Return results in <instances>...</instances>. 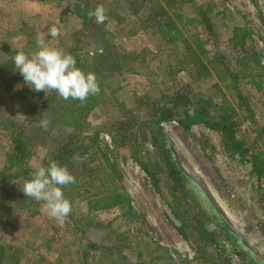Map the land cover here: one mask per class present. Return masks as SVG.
I'll list each match as a JSON object with an SVG mask.
<instances>
[{"label":"rangeland","instance_id":"374dc122","mask_svg":"<svg viewBox=\"0 0 264 264\" xmlns=\"http://www.w3.org/2000/svg\"><path fill=\"white\" fill-rule=\"evenodd\" d=\"M216 1L219 2L218 10L228 8L227 14L231 13V17L242 16L247 20L264 63V0ZM76 2L78 0H0V65L2 59L9 57L15 49L26 54L35 51L37 34L43 35L51 46L68 53L75 44L80 52L87 50L92 55L98 46L103 50L108 41L84 37L81 43L76 42L73 33L82 27V20L74 12ZM80 2H89L90 11L99 4L105 7L108 19L104 29L107 36L108 33L113 35L112 51L125 53L130 64L134 63L135 66V70H132L130 64H126L120 76L113 80L118 108L113 107L114 102H110L112 107L108 104L107 108L97 107L88 117L86 130L94 137L97 132L98 142L111 163V166L107 165L103 154L97 152L94 165L118 172L120 179L115 177L107 186L112 187L114 182L118 183L129 194L131 213L117 207L90 214L86 199L80 196L83 195L85 183H80L82 179L74 173L77 185L73 183L63 188L65 197L72 202V212L60 221L45 213L40 202L25 197L21 191L24 182L12 185L13 181L7 185L10 200L0 210V243L14 245L17 250L13 251L10 260L14 262L15 258L23 255L19 264H121L123 258L120 252L116 251L112 255L113 250L109 247L113 242L123 241L126 245V249L123 247V255L134 264H264L262 183L252 171L249 160L233 156L223 147L222 136L218 131L203 124L193 125L189 131H185L175 121L161 124L176 167L180 165L187 175L182 173L185 178L180 182V186L183 185L181 192H174L176 199L170 189L172 176L167 169V161L161 158L159 152L154 154L150 151L146 154L144 148H141L144 152L141 156L136 155L140 145L134 135L130 134H127L123 146L116 147L113 143L107 128L111 124L108 126L107 123L116 121L122 115L117 112L119 105L123 103L128 109L135 107L132 116H135L134 124L138 127L137 124H142L146 117L137 110L142 105L137 106L136 96L149 92L153 96L162 97V92L171 93L179 83L168 82L172 87L170 91L151 84L149 77L159 66H163L162 61L168 57L167 49L160 43L159 37L150 30L145 31L138 15L127 11L126 1L124 5L123 0ZM144 9L140 13H144ZM214 20L217 23V38L214 36L206 43L207 49L213 54L219 48L230 51V18L220 15ZM52 24L60 30L57 39L47 36V28ZM188 36L189 44L192 47L194 45L198 56H202L203 51L192 41V35ZM202 36L206 34L202 33ZM218 39L222 42L220 47L217 45L219 48L215 44ZM173 53L175 59L180 54L185 55L184 51L179 55L175 51ZM180 76V83L190 81V76L185 72ZM216 81V77L211 76L196 86L210 88L211 93H216ZM249 81V77L242 78L240 89L255 111L254 120H251L249 113H246L245 118V113L235 105L241 112L239 115L244 118V134L255 136V124H264V89L258 90ZM222 87L227 98L233 101L236 97L234 92ZM9 88L6 91L0 81V169L5 166L11 146L7 119L21 121L28 104L39 102L25 83L13 81ZM50 137L56 139V135ZM138 139L143 142L141 136ZM144 146L153 149L149 143ZM44 157L45 152L41 150L20 163L37 169L42 165ZM138 159L145 160L150 168L154 159L160 160L164 172L154 179L140 166ZM106 175L107 172L99 178L106 179ZM98 179H95L96 191L103 189L102 181ZM179 199L182 204H179ZM219 204L224 208L218 211ZM186 208L189 214L185 213ZM216 211L220 213V219L213 218ZM221 222L228 224L239 241L232 242L226 238ZM90 243H95L97 247L93 248ZM240 247L249 255H241Z\"/></svg>","mask_w":264,"mask_h":264},{"label":"trees","instance_id":"16d2710c","mask_svg":"<svg viewBox=\"0 0 264 264\" xmlns=\"http://www.w3.org/2000/svg\"><path fill=\"white\" fill-rule=\"evenodd\" d=\"M124 1H126L127 11L138 15L145 31L150 30L152 34L159 37L160 43L167 49L166 56L168 57L162 61L163 66H159L158 70L149 77L151 84L155 87L160 86L159 88L164 87L167 91L172 88L168 82L179 84L175 85L171 93L162 92V97L153 96L149 92L136 96L137 106L142 105L137 110L139 113H144L143 117H146L142 124H137L138 127L134 124L135 116H132L135 107L128 109L123 103L119 105L116 111L122 115L116 121L107 123L108 126L111 124L110 128H107L111 132L113 143L116 147L123 146L127 134H130L134 135L135 141L140 145L139 149H136V155L141 156L144 151L146 154L150 151L154 154L159 152L161 158L167 161L166 166L172 176L170 189L174 195V192L182 190L183 185L180 186V182L185 178L182 175L184 172L180 165L176 167L173 154L167 147L165 134L160 126L163 122L175 121L185 131H189L193 125L203 124L221 134L223 147L231 155L249 160L252 171L262 183L261 194L264 198V124H255L253 132L255 136H246L244 134L246 130L242 127L244 118L239 115L241 112L245 113L243 116L247 118L246 113H249L251 120H254L255 113L248 97L240 89V80L249 77V82L258 90L264 89V63L260 51L255 46L252 31L247 26V20L242 16L240 18L231 17V13L227 14L228 8L218 10L219 2L216 0H205V2L199 0H123V5ZM89 6V2L82 4L80 0L75 4L74 12L82 20V27L73 33L77 39L76 42L81 43L84 37H87L100 39L103 42L108 41V44H104L103 50L98 46L93 55L87 50L80 52L77 44L68 51L75 58L77 67L85 73H95L100 92L98 95H90L87 101L81 104L78 100H64L55 91L48 92L46 98L44 92L41 91L37 95L32 90V96L39 99V102L28 104L27 112L21 121L7 119L11 146L6 155L5 166L0 169V210L10 200L8 196L10 190L7 189V185H11L13 181L12 185L24 182L29 178V174L36 170L20 162L28 160L36 152L43 150L45 157L41 166L46 167L50 160H55L60 165L66 166L72 175L77 173V177L82 179L79 182L85 183L82 189L83 195L80 194V196L81 199H86L90 214L110 211L117 207L131 213L132 205L129 194L118 183L114 182L112 187L107 186V183L115 177L120 179L118 172L115 169L107 171L109 168L104 170L102 166L94 165V155L97 152L103 154L107 165L111 166V163L98 142L97 132L94 137L92 133L89 134L86 131L88 117L97 107L106 106L107 108L108 104L110 107L113 105L114 108H118V98L115 96L117 90L113 87V82L122 73V68L130 64V61L125 53L112 51L113 35L108 33L109 36H107V31L104 29L106 21L103 24L95 23V18L88 16ZM143 8L146 11L140 13ZM189 8L190 13L187 12ZM220 15L231 20L228 26L232 32L229 37L232 46L230 51L225 48L220 49L222 42L218 39L215 44L219 46H217L219 49L213 54L207 49L206 43L214 36L217 38V23L214 19ZM202 33L206 36H202ZM189 34L192 35V41L196 46L203 51L202 56H198L194 45L192 47L189 44ZM18 51L13 50L9 57L1 61L0 81L6 91H9L13 81L24 83L23 77L14 69L13 57ZM174 51L177 55L184 51L185 55L180 54L175 59L173 58ZM130 68L135 70L134 63L130 64ZM182 72L190 76L189 82L180 83ZM211 76L217 79L216 93H211L210 88L196 86V84L201 85L202 81ZM222 85L234 92L236 97L233 101L227 98ZM110 102L114 103L111 105ZM235 103L242 110L241 112L238 111ZM42 119L50 121L48 131L37 126ZM50 135H56V139L51 138ZM139 136L142 137L143 142L139 141ZM146 143H149L153 149L145 147ZM141 148H144V151H141ZM144 158L147 159L148 156ZM138 162L154 179L164 172L160 160L154 159L152 168L146 164L145 160L138 159ZM106 172L108 174L105 176L106 179L99 178ZM95 179L102 181V190L96 191L97 180ZM74 185L77 184L74 183ZM174 199H176L175 195ZM24 202L27 200L24 199ZM180 203L182 204L179 199ZM185 213L189 214L187 208ZM216 217L219 219L221 217L218 211L213 215V218ZM221 224L224 227L222 231L226 238L232 242L239 241L226 222H221ZM213 234L216 235V232ZM90 245L93 248L97 247L95 243H90ZM124 246L126 249L123 241L122 243L113 242L109 248L113 250L112 255L116 251L120 252L123 258L121 264H134L123 255ZM13 251L17 252L14 245L0 243V264H19L23 255L15 258L13 262L10 260ZM239 253L243 256L249 255L241 247ZM84 256L86 259L85 253Z\"/></svg>","mask_w":264,"mask_h":264},{"label":"clouds","instance_id":"9594fccd","mask_svg":"<svg viewBox=\"0 0 264 264\" xmlns=\"http://www.w3.org/2000/svg\"><path fill=\"white\" fill-rule=\"evenodd\" d=\"M95 23L103 24L107 19L102 4L88 13ZM47 36L57 39L60 30L55 24L47 28ZM14 69L23 77L24 83L34 92L55 91L64 99L78 100L84 104L90 95H98L100 87L95 73H85L77 67L73 55L63 49L51 46L41 34L36 36V50L31 53L18 51L14 57ZM50 121L42 119L38 127L48 131ZM76 182V178L66 166L55 160L40 166L25 179L21 191L26 198L40 202L42 210L52 218L63 221L72 212V202L67 199L63 187Z\"/></svg>","mask_w":264,"mask_h":264},{"label":"bare ground","instance_id":"6f19581e","mask_svg":"<svg viewBox=\"0 0 264 264\" xmlns=\"http://www.w3.org/2000/svg\"><path fill=\"white\" fill-rule=\"evenodd\" d=\"M219 205H220V206H217V207H219V208H218V211L221 210L222 208H224V206H223L222 204H219Z\"/></svg>","mask_w":264,"mask_h":264}]
</instances>
